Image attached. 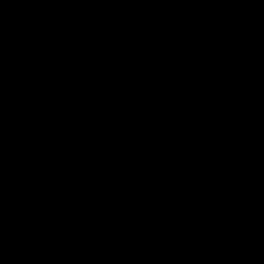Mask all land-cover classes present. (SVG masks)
<instances>
[{"label": "water", "instance_id": "1", "mask_svg": "<svg viewBox=\"0 0 264 264\" xmlns=\"http://www.w3.org/2000/svg\"><path fill=\"white\" fill-rule=\"evenodd\" d=\"M0 264H264V0H0Z\"/></svg>", "mask_w": 264, "mask_h": 264}]
</instances>
